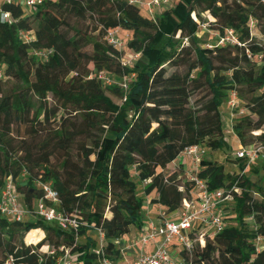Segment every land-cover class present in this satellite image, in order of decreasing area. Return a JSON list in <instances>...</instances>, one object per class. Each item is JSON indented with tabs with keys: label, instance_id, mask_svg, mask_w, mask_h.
<instances>
[{
	"label": "trees",
	"instance_id": "1",
	"mask_svg": "<svg viewBox=\"0 0 264 264\" xmlns=\"http://www.w3.org/2000/svg\"><path fill=\"white\" fill-rule=\"evenodd\" d=\"M3 9L14 22L0 20V194L11 179L28 216L18 222L0 215V264H57L61 247L72 264L125 262L119 242L145 220L139 187L146 197L155 194L150 205L176 218L195 186L182 164L166 169L187 148L203 155L227 148L220 106L231 91L245 110L230 127L238 149L264 146V65L256 60L264 57V0H171L153 18L127 0H55L33 13ZM204 13L211 30L222 36L231 29L239 45L205 48L197 35ZM74 20L90 24L75 29ZM113 30L131 37L128 52L140 55L131 66L105 41ZM22 32L33 39L26 42ZM43 51L52 53L37 55ZM207 154L194 177L209 191L231 193L221 209L224 229L190 253L170 248L185 264H264V175L256 170L254 182L236 157L238 172L226 173ZM38 183L52 185L57 208L81 222L78 233L38 215ZM99 233L104 256L96 253Z\"/></svg>",
	"mask_w": 264,
	"mask_h": 264
},
{
	"label": "built area",
	"instance_id": "2",
	"mask_svg": "<svg viewBox=\"0 0 264 264\" xmlns=\"http://www.w3.org/2000/svg\"><path fill=\"white\" fill-rule=\"evenodd\" d=\"M55 0H0V20L2 22L13 23L14 18L11 12L5 11L3 5L21 6L27 13H33L36 9L45 3ZM129 4L139 6L147 11V14L153 18L157 10L168 7L171 0H127ZM5 13L9 15L5 17ZM21 36L26 42L33 39L32 33L22 32ZM131 39L129 35L122 37L120 30H113L107 33L105 41L112 48L125 52L122 62L126 66H131L140 58L139 54H131L128 52L126 40ZM234 46L239 45L238 38L231 29L224 32L222 36L217 35L216 46ZM211 49L212 46H207ZM52 51L38 52L37 55L47 58ZM251 59V56L248 55ZM259 64L264 65V57L256 56ZM4 78L3 69L0 68V80ZM100 79L106 84L111 85L114 82L107 76H100ZM127 89V84H122ZM228 121L232 122L245 114V110L241 107L237 94L231 91L226 102ZM230 124V125H231ZM186 159L194 164H198L203 151L199 147L193 146L187 148L182 153ZM237 159H242L247 166L256 162L260 157H264V146H250L239 148L235 153ZM189 181L194 182L195 192L191 199L183 200L181 208L176 215L177 220H169L162 211L156 220L148 219L142 234L133 244L122 245L119 242L122 254L126 255L131 250L138 251L134 264H185L180 259L176 250L170 248L175 243L177 246L190 253L194 246L198 243L203 246L206 238H212L222 232L224 222L222 219L221 209L224 205L232 201V195L225 190L209 191L206 185L191 177ZM41 189L44 198L39 200L36 205L38 215L48 223H54L62 231H72L78 233L81 228V222L72 216H67L61 212L56 204L59 202L58 193L53 189L51 184H42ZM237 192L236 189H232ZM51 205H49V204ZM0 215L10 218L14 221H23L27 218L28 212L23 208L20 196L15 192V187L11 179H9L0 194ZM192 234V235H191ZM100 235V245L97 254L104 256L102 233ZM152 246V251L147 248ZM48 254L55 255L56 251L48 247ZM62 255L58 258L57 264H72L69 256V250L65 247L60 248ZM101 264H113L110 260L102 258Z\"/></svg>",
	"mask_w": 264,
	"mask_h": 264
},
{
	"label": "rangeland",
	"instance_id": "3",
	"mask_svg": "<svg viewBox=\"0 0 264 264\" xmlns=\"http://www.w3.org/2000/svg\"><path fill=\"white\" fill-rule=\"evenodd\" d=\"M229 2H231L232 0H228ZM241 1V0H239ZM210 17L207 13H204L202 15V19L199 22V30L197 32V35L199 36V38L201 39L202 43L204 44V47L207 48V46H215L217 44V35L218 33L216 31H213L210 29L209 26V22H210ZM90 24V22H79V21H73V25L75 27V29L77 28H81V27H86ZM251 36H253V38H255V41L258 43H262V37L259 35L258 30L255 28L254 25H251ZM184 43H186L184 41ZM92 68V66H91ZM168 71H170V69L168 68ZM11 85V83H10ZM220 112H221V120H222V124H223V131L225 134V142L227 144V148L224 149L223 151L220 152H213L211 154H207V150H205V155L207 154V158L209 159H213L215 160L218 164H222L224 165L225 168V172L229 173V174H233L238 172V166L235 163V153L238 151V147H239V143L236 140L234 134L232 133V131L230 130L231 128V123L229 121H227L226 117H225V113H226V100L221 104L220 106ZM205 155H203L202 158H206ZM187 160V163H186ZM264 161V157H260L257 162L252 163L250 166H247V168L245 167V173L249 174L250 176H252L253 181L254 182H258L259 179L258 177L255 178V171L257 170L259 172L258 175L262 176L264 175V171H262V164L261 162ZM182 164V169H183V173H184V178L186 181H189L191 177H194L197 171V165L192 163V161H190L189 159L184 158V156L181 154L178 157V161L167 167L166 171L167 172H172L174 169H176V166H179L180 164ZM177 164V165H176ZM28 176L27 173L23 174V178H26ZM144 186L145 185H141L139 187L138 190V194L140 196H143L144 198H146V200H151V198L155 197L154 193H151V195L149 197L145 196L144 193ZM37 188L40 189L41 185H39V183L37 184ZM22 202V200H21ZM159 210H161L159 208ZM162 211V210H161ZM137 240V237H134L132 239H130L128 242V244H133V242H135ZM38 244V243H37ZM37 244H33V245H37ZM123 245V244H122ZM257 245L259 248H261V242L257 241ZM48 247L49 246H43L40 248L41 252L47 253L48 251ZM52 250V247H49V250ZM133 255H135V252L132 253ZM131 254V255H132ZM131 255H126L128 260L131 261V264H134L136 257L131 256ZM125 256V257H126ZM124 257V258H125ZM122 264V263H121Z\"/></svg>",
	"mask_w": 264,
	"mask_h": 264
},
{
	"label": "crops",
	"instance_id": "4",
	"mask_svg": "<svg viewBox=\"0 0 264 264\" xmlns=\"http://www.w3.org/2000/svg\"><path fill=\"white\" fill-rule=\"evenodd\" d=\"M225 117H226V119H227V121H228L227 107H226ZM186 163H187V160H186ZM171 165H173V164H171ZM169 166H170V165H169ZM160 212H162V211L159 210V207H156V206H152V205H150V200H146V202H145V206H144V210H143V214H144V217H145L143 227H142L141 229L133 228V229L131 230V233H130L128 236H126L124 239L121 240L122 244H123V245H126V244L130 243V242H128L130 239H132V238H134V237H137V238H138V237L142 234L143 229H144V227L146 226L147 220H148V219L156 220V219L158 218ZM167 218H168V216H167ZM169 220H170V219H169ZM174 220H177V218H174L173 221H174ZM37 231H39V232L42 233V235H43V236H42V240H43V239L45 238V234H44V232H43L42 230H37ZM31 232H32V231H31ZM152 249H153L152 246H150L149 248H147V250H148L149 252H151ZM133 252H135V255L132 254ZM131 254H132V255H131ZM137 254H138L137 249H136V250H131V251H129V252L126 253V255H131V256H133V257L135 256L136 258H137ZM126 255H125V256H126ZM122 264H131V261H129L128 258H127V256H126V257H125V262H123Z\"/></svg>",
	"mask_w": 264,
	"mask_h": 264
},
{
	"label": "clouds",
	"instance_id": "5",
	"mask_svg": "<svg viewBox=\"0 0 264 264\" xmlns=\"http://www.w3.org/2000/svg\"><path fill=\"white\" fill-rule=\"evenodd\" d=\"M9 14L8 13H5V17H7Z\"/></svg>",
	"mask_w": 264,
	"mask_h": 264
}]
</instances>
